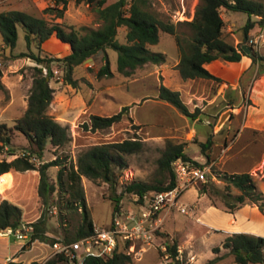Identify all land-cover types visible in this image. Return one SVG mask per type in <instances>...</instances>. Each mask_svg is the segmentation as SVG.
I'll use <instances>...</instances> for the list:
<instances>
[{
  "label": "trees",
  "instance_id": "trees-1",
  "mask_svg": "<svg viewBox=\"0 0 264 264\" xmlns=\"http://www.w3.org/2000/svg\"><path fill=\"white\" fill-rule=\"evenodd\" d=\"M56 4L62 5L57 10L56 17L62 18L63 11L69 0H54ZM77 3L89 4L96 12L101 24L98 27L82 25H64L61 22H51L43 17L35 16L19 9L0 11V40L2 48L14 51L17 45L18 29L24 28V40L26 51L13 54L15 58H31L36 66L33 67L32 85L27 98V107L22 116L17 118L12 128L19 131L34 147V153L39 157L45 149L47 142L53 147L65 146L70 140L68 127L62 125L48 114V107L53 98V88L49 85L52 77L51 64L57 62L63 71V81L72 87H77L78 81L73 77V69L82 64L99 51L106 53L107 49L117 52V71L123 76H130L134 71L146 63L162 64L167 61L166 55L161 52L150 51L148 46L154 45L159 40V32L163 31L173 35L178 51V63L175 68L182 79L204 78L218 80L205 67L204 64L213 60L237 62L244 54L243 50L224 36L225 21L221 14L224 12H243L248 18L242 29L245 35L258 21L264 23V0H199L193 16L190 19H181L177 22L165 21L156 16L151 10L149 0H74ZM251 16H257L252 20ZM126 27V43L121 44L116 40L117 29ZM55 35L63 43H67L70 51L67 55L59 58L42 56L39 51L40 45ZM252 63L258 62V73L264 72V57L253 52ZM105 63L97 70L98 77H110L108 56ZM47 72L44 74L43 69ZM1 76V72H0ZM48 78V80H47ZM4 88L0 81V89ZM158 98L175 106L181 113L193 116L183 103L180 93L164 85L158 88ZM128 106L122 107L120 111L111 115H90L89 123L83 127L86 130H99L120 122L127 115ZM9 128L5 123L0 124V142L10 145L11 138ZM211 141L201 143L203 150L210 147ZM184 142L167 141L165 148L159 157L158 169L169 182L147 183L134 181L124 187L120 193H116L117 169L126 166L124 154L138 152L143 148V143L138 138H127L121 141L107 142L92 145L77 156L76 165L62 167L58 171V184L66 193L64 208L70 212L75 206L81 208L78 217V225L71 236H65L64 241H72L87 236L93 231V221L86 204L81 177L85 176L93 181L107 183L112 190L111 199L115 208L122 193L135 192L142 195L148 191H160L170 189L175 184V174L172 171L171 162L181 157L190 160L183 152ZM12 153V152H11ZM23 154L12 160H0V178L8 176L12 172L27 170H38V196L44 206L43 214L30 225L33 227L32 239L45 242L48 240L46 234L45 212L49 208L50 195L55 191V186L49 181L47 169L59 165L58 157L43 162L36 166ZM195 165L200 166L195 161ZM164 176V177H165ZM264 179V176H263ZM224 183L218 188L213 183L204 184L201 192L207 193L211 204L217 206L213 201L216 195L226 212L233 213L242 206L249 204L257 206L260 212H264V193L249 172L224 173ZM209 186V189L207 188ZM211 191V192H210ZM213 199V200H212ZM61 210L62 208L59 207ZM59 210V211H60ZM22 223V209L6 199L0 201V229L6 227L18 228ZM160 233V232H159ZM158 233V234H159ZM169 243V251L176 254L178 243L176 240L165 238ZM54 240H52L53 243ZM223 247L229 249L234 255L235 264H264V237L248 233H232L226 236L222 243ZM217 251V248H214ZM213 250V251H214ZM62 256H55L43 264H57ZM218 259H212L211 262ZM130 256L123 252H114L110 256H85L81 264H126ZM5 264H19L15 261H7ZM33 264H41L34 262Z\"/></svg>",
  "mask_w": 264,
  "mask_h": 264
},
{
  "label": "rangeland",
  "instance_id": "rangeland-1",
  "mask_svg": "<svg viewBox=\"0 0 264 264\" xmlns=\"http://www.w3.org/2000/svg\"><path fill=\"white\" fill-rule=\"evenodd\" d=\"M112 1L114 0H108V2ZM149 2L151 10L158 18L175 23L181 19H190L199 0H149ZM61 6L60 4H56L54 0H0V11L19 9L35 16L43 17L51 22H61L64 25H73L76 28L82 25L95 28L101 24V20H99L96 12L89 4L69 0L63 11L62 18H59L56 17L57 10L54 8H61ZM232 16L235 18L225 19L224 36L227 40L238 46L236 39H244L242 27L248 16L243 12L232 13ZM251 19L253 21L256 20L255 16H251ZM256 25L262 24L256 21L248 33L252 34L255 31ZM17 29V45L13 52L8 48H2L0 40V81L4 86L2 90L0 89V124H6L11 138L10 145H4L0 142V160L6 159L10 161L16 156L26 154L30 156V160L36 166H40L43 162L51 161L56 157L59 158L60 164L47 169L49 181L55 186V191L50 195V206L45 212L46 234L49 239L45 242L35 239L31 243L24 239H18L15 236L0 237V264H4V261H1L4 255H17L19 251L23 252L19 264L44 263L50 259L49 254L52 252L50 247L52 240H64L65 236L73 234L75 227L78 225L81 208L75 206L73 212L64 208L66 193L58 184V171L62 167L76 165L77 156L82 151L92 145L121 141L127 138H138L142 141L143 148L138 152L124 154L126 166L116 170V193L118 194L126 185L134 181L147 183L165 181L164 183H168L169 179L159 171L157 161L167 141L184 142L175 139L155 140V138L147 141L149 135H152V133H147L145 129L143 130L142 126L134 121L129 113L120 122L108 128L95 131L86 130L83 127L85 123H89L90 121L88 113L73 117L77 113L76 111H78L79 106V101L76 100L77 93L88 103L93 101L96 95L94 93L97 91L99 94L105 92L111 95L112 99L106 100L107 109L111 114L120 111L122 106H132L134 103L138 104L142 98L154 96L156 93L155 77L150 76L146 79H141V76L151 71L152 63H148L146 66L142 65L132 75L126 77L117 71V52L113 49H107L106 53L99 51L88 61H84V64L77 65L73 69V77L78 81V88H74L63 81V71L57 62L51 64L52 77L49 79V85L53 88V98L48 107V114L51 113L50 115L57 121L61 120L60 118L70 120L66 126L68 127L71 140L60 148H55L47 142L42 156L39 157L37 153H34V147L28 143L24 135L12 128L14 121L23 115L27 107V98L32 85L33 67L36 66V63L31 58L13 57L14 53L27 50L24 40V28L18 25ZM116 40L121 44L126 43L125 26L118 27ZM148 48L154 52L165 50L171 55L178 53L173 35L163 31L159 32L158 42L154 45H149ZM32 49L39 51L42 56L54 58L63 57L70 51L68 44L65 45L61 41L53 39V37L44 41L40 45V50L36 49V44L32 45ZM260 54L264 56V48L261 49L258 55L260 56ZM106 55L108 56L110 70L114 74L106 79H102L103 77H98L96 73L102 66V59L104 60ZM46 72L47 70L44 68L43 73L45 74ZM137 78L140 80L130 82V80ZM101 84L104 85L101 86ZM103 97H99L98 95L99 99ZM136 104L132 108V114L135 119L147 118L149 115L154 117V112L156 111L154 105H151V103H148V105ZM254 137L256 138V143L262 144L264 142V134L260 135L256 133ZM211 147L212 142L210 147L205 150L211 152ZM238 149L234 148L232 150L237 152ZM195 150H199V147L192 145L187 152L192 153ZM245 151L249 152V156L244 157L240 155L234 157L233 159L236 158L238 159L237 161L226 160L227 153L222 159L219 158L217 162H212L211 155L208 154L209 158L204 163H201L202 166H208L206 181L193 183L182 194V200L188 203L193 202L196 197L195 194L198 191L204 196L202 199L204 204H211L212 202L208 194L201 192L203 185L213 183L218 188H222L224 185L222 181L223 174L230 173L227 169L234 167L239 169V171H246L248 169L247 171L253 176L264 193V149L262 146H254ZM254 160L256 164L250 169ZM12 173L17 174V172ZM21 173L24 176L15 178L13 185L6 191L4 190L11 185L12 174L0 178V192L3 191L0 196L2 197L3 195L6 200L9 198L21 204L23 207L22 213L24 211L28 219L34 222L44 212V206L37 192L39 172L38 170H27ZM81 184L93 224L99 227L108 226L111 223L114 210L111 199L112 190L109 188V185L101 181H93L85 176L81 177ZM207 188L209 189V186ZM213 199L217 204L216 207H219L221 205L219 198L215 195ZM10 200L8 201L11 202ZM188 205L191 206V210L186 214L175 210L168 214H162L163 218L159 237L163 238V240L165 238L176 240L182 251L184 260L191 259L192 264H235L234 255L222 245L224 239L229 234H222L218 231H207L202 226L191 223L190 220L194 219L192 215L196 208L193 204ZM59 207L62 209L60 210ZM214 248H217V251ZM129 256L130 261L126 264H161L158 250L152 246L136 244L135 250ZM216 257L218 259L211 262ZM57 264L70 263L67 259L63 258Z\"/></svg>",
  "mask_w": 264,
  "mask_h": 264
},
{
  "label": "crops",
  "instance_id": "crops-1",
  "mask_svg": "<svg viewBox=\"0 0 264 264\" xmlns=\"http://www.w3.org/2000/svg\"><path fill=\"white\" fill-rule=\"evenodd\" d=\"M232 13L236 12H224L221 16L224 21L226 18L233 19ZM257 28L258 25H256L254 30ZM249 34L245 35L243 33V40L236 39L239 48L242 49L245 38ZM51 37L57 39L55 35ZM64 44L67 45V43ZM160 52L166 55L167 61L162 64H152L151 71L141 76L142 80L150 76L155 77L156 93L154 96L142 98L138 104L134 103V105H148V103L154 105L156 108L154 117L149 115L147 118L144 117L145 119H135L132 114L134 105H125L128 106L127 113H129L130 117L138 122L147 133H152V135H149L147 141L154 138L155 140L175 139L184 141V154L191 161H195L200 165L209 158L208 154L211 155L212 162H217L219 158L222 159L227 153L226 160L237 161L238 159L233 158L240 155L244 157L249 156V152L245 151L246 149H251L254 146H262L264 149V142L258 144L254 137L256 133L260 135L264 134V72L258 73V62L253 64L252 58L247 55L242 56L241 60L237 62L216 59L204 64V67L213 76L217 77L218 80L204 78L185 80L181 78L178 70L175 68L179 59L178 53L171 55L165 50ZM90 58L85 60V62ZM101 63L103 65L105 61L102 59ZM113 74L112 72V76ZM106 78L108 77H103L102 79ZM138 80L140 79H133L130 82ZM103 85L101 84V86ZM160 85L178 91L183 103L186 105L188 111L193 113V116L185 115L172 104L159 99L158 88ZM94 94L96 95L91 103L81 98L78 93L76 94L79 106L78 111H76L77 113L73 117L85 113L89 115H111L107 109L106 100H111L112 96L105 92L99 94L98 91ZM98 95L99 97H104L99 99ZM60 119L62 121L59 120L58 122L65 126L70 121L66 118ZM208 140L212 142L211 152L201 148V143ZM192 145H197L199 150L188 153L187 150ZM234 148L239 149L235 152L232 150ZM255 160L250 169L256 164ZM227 170L230 173L245 172L239 171L235 167ZM247 170L246 172H248ZM11 174V185L4 191L13 185L15 178L24 176L21 172ZM195 196V200L191 203L183 201L181 198V201L195 205L196 210H194L195 212L192 215L194 219L190 220L191 223H196L207 231H218L227 235L232 233H248L264 237V213H261L257 206L246 204L230 213L209 203L207 205L204 204L202 200L204 196L198 191ZM3 199H5L3 195L2 197L0 196V201ZM8 200L10 199L8 198ZM10 201L11 203L18 204L15 200ZM18 206L23 209L21 204H18ZM22 214L21 224H30L32 220L28 219L24 211ZM22 253V251H19L17 255H4L1 261H4V264L7 261L20 263Z\"/></svg>",
  "mask_w": 264,
  "mask_h": 264
},
{
  "label": "built area",
  "instance_id": "built-area-1",
  "mask_svg": "<svg viewBox=\"0 0 264 264\" xmlns=\"http://www.w3.org/2000/svg\"><path fill=\"white\" fill-rule=\"evenodd\" d=\"M252 52L259 54L264 48V23L249 34L244 41ZM241 49V48H240ZM175 174L172 188L160 191H148L139 195L135 192H123L112 213L111 223L106 227L94 225L91 234L72 241L56 240L51 243L49 257L62 256L70 264H81L85 256H110L114 252L129 255L136 244L155 247L161 264H192L184 260L179 246L176 254L169 251V243L159 237L162 214L173 210L188 213L191 206L181 201L182 194L195 182H205L208 166L195 165L191 160L181 157L171 162ZM33 227L21 224L18 228L0 229V237L15 236L18 239L33 241ZM43 264V263H41Z\"/></svg>",
  "mask_w": 264,
  "mask_h": 264
},
{
  "label": "water",
  "instance_id": "water-1",
  "mask_svg": "<svg viewBox=\"0 0 264 264\" xmlns=\"http://www.w3.org/2000/svg\"><path fill=\"white\" fill-rule=\"evenodd\" d=\"M242 50H243L244 54L247 56L251 57L253 55L251 47L245 43L242 45ZM47 80H48V78H47Z\"/></svg>",
  "mask_w": 264,
  "mask_h": 264
}]
</instances>
